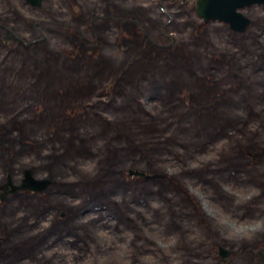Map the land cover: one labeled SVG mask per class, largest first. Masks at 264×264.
<instances>
[{
	"label": "rangeland",
	"instance_id": "obj_1",
	"mask_svg": "<svg viewBox=\"0 0 264 264\" xmlns=\"http://www.w3.org/2000/svg\"><path fill=\"white\" fill-rule=\"evenodd\" d=\"M196 5L0 0V264H262L264 5Z\"/></svg>",
	"mask_w": 264,
	"mask_h": 264
},
{
	"label": "water",
	"instance_id": "obj_2",
	"mask_svg": "<svg viewBox=\"0 0 264 264\" xmlns=\"http://www.w3.org/2000/svg\"><path fill=\"white\" fill-rule=\"evenodd\" d=\"M32 4H40V0H28ZM253 4H264V0H197L198 15L205 20H219L228 22L234 30L243 31L249 25V19L238 12V9L251 6ZM131 176H144V173L130 170ZM25 179L20 186H14L11 180L8 186L12 192L17 190H32L34 192L43 191L50 181H38L33 178L29 170L25 171ZM222 249V253H223ZM225 253V252H224ZM226 254V253H225Z\"/></svg>",
	"mask_w": 264,
	"mask_h": 264
},
{
	"label": "bare ground",
	"instance_id": "obj_3",
	"mask_svg": "<svg viewBox=\"0 0 264 264\" xmlns=\"http://www.w3.org/2000/svg\"><path fill=\"white\" fill-rule=\"evenodd\" d=\"M190 5V4H189ZM256 5H259V6H262V5H264V4H255V5H251L250 7H253V6H256ZM246 7H244V8H241V9H238V12L239 13H241V14H243L242 13V9H245ZM241 10V11H240ZM244 15V14H243ZM245 16V15H244ZM246 17V16H245ZM200 18H202V17H200ZM247 19H249L248 17H246ZM205 22H210V20L209 21H207V20H205L204 18H202ZM215 21H218V22H222V23H227V24H229L228 22H225V21H219V20H215ZM249 22L251 23V20L249 19ZM229 26H230V24H229ZM230 28H231V26H230ZM232 30H234L233 28H231ZM245 30V29H244ZM244 30L243 31H237V30H234L235 32H244ZM246 31V30H245ZM256 37H262L261 36V34L260 33H257V32H254L253 33ZM241 35V34H240ZM235 51V50H234ZM255 59L256 60H258L260 63H262V65H263V69H264V57L262 58V57H260V56H256L255 57ZM257 71H259L256 67H254L252 70H254L255 72H256V70ZM170 73V72H169ZM234 79H236V80H239L240 79V77L238 76V75H234ZM93 83V82H92ZM7 98V97H6ZM148 110H150L148 113H150V115L152 114V115H154L155 113H157V109H154L153 108V110H151V109H149V108H147ZM263 109V108H262ZM264 115V114H263ZM263 117V116H262ZM0 119H1V116H0ZM244 125H247L246 123H243ZM250 123H248V125H249ZM0 127H1V130H0V132H6L7 131V129H8V131L9 132H11L12 131V129H9V126L7 127L6 125H5V123L4 124H1L0 125ZM11 130V131H10ZM9 132H7V137H10V136H13V132L12 133H10L9 134ZM4 137H5V135H3L2 133L0 134V141H4ZM7 142H10L9 141V138H7V140H6ZM9 145V144H8ZM199 171H198V173L201 175H203V174H205V171H206V169H203V168H197ZM197 169H195V170H197ZM26 171V170H25ZM210 175V174H209ZM149 175H144L143 177H147V178H150V177H148ZM208 176V175H207ZM211 176V175H210ZM211 178V177H210ZM9 182V181H8ZM22 184V183H21ZM89 188V187H88ZM83 190H85V189H83ZM85 192V191H84ZM85 195H87V196H90V195H96V193H93V192H85ZM65 215V213H63V216ZM12 242H15L16 244L17 243H21L20 242V240L19 239H13L12 240ZM38 251V250H37ZM32 254L34 255H36L37 254V252L36 251H34V250H32ZM23 264H25L26 263V261H24V262H22ZM21 263V264H22ZM27 264V263H26Z\"/></svg>",
	"mask_w": 264,
	"mask_h": 264
},
{
	"label": "trees",
	"instance_id": "obj_4",
	"mask_svg": "<svg viewBox=\"0 0 264 264\" xmlns=\"http://www.w3.org/2000/svg\"><path fill=\"white\" fill-rule=\"evenodd\" d=\"M85 192H89V188L87 187L85 190H83ZM261 259H262V264H264V251L261 253Z\"/></svg>",
	"mask_w": 264,
	"mask_h": 264
}]
</instances>
